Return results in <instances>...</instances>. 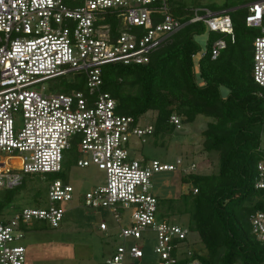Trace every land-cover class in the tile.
<instances>
[{"label": "built area", "instance_id": "2783aa9c", "mask_svg": "<svg viewBox=\"0 0 264 264\" xmlns=\"http://www.w3.org/2000/svg\"><path fill=\"white\" fill-rule=\"evenodd\" d=\"M246 10L245 24L256 29L253 42L255 83L264 95V0L215 12L206 7L173 13L170 0H0V194L24 184L26 175L60 174L65 152L78 145V167H96L104 183L84 196L86 208L106 211L103 233L115 238L116 249L106 264H126L145 257L140 242L156 236V264H201L189 228L162 216L152 192L156 173H196V164L178 159L175 164L135 159L130 150L139 140L154 137L155 125L116 113L117 101L103 91V68L108 65L142 66L185 27L201 23L220 38L212 44L213 61L235 43L232 14ZM117 16L113 30L108 17ZM208 52L204 55L206 56ZM203 56V57H204ZM76 75L84 90L59 91L47 83ZM170 124L181 129L183 119ZM256 189L264 191V161L258 164ZM194 194L198 189L191 188ZM49 204L26 209L9 220L0 211V264H28L27 251L13 245L36 221L58 229L76 195L62 180L49 185ZM2 199L0 198V204ZM2 219V220H1ZM255 236L264 242V211L251 219Z\"/></svg>", "mask_w": 264, "mask_h": 264}, {"label": "trees", "instance_id": "16d2710c", "mask_svg": "<svg viewBox=\"0 0 264 264\" xmlns=\"http://www.w3.org/2000/svg\"><path fill=\"white\" fill-rule=\"evenodd\" d=\"M172 9L174 15L184 16L188 8ZM246 15L244 9L232 14L235 43L227 38L228 47L216 61L210 51L220 36L210 34L208 54L198 66L202 85L194 61L200 51L196 37L206 33L201 23L173 36L147 65L103 68V91L117 101L118 115L138 121L149 112L158 114L154 137L175 131L170 124L173 115L187 124L199 117L212 120L204 132V148L219 155L218 172L183 176L182 184H191L198 193L190 191L172 199L166 213L162 212L169 219L174 212L188 216L187 228L198 233L204 246V254L194 249L201 264H264V242L255 236L251 224L252 217L264 211V191L255 187L258 164L264 161V95L260 96L252 76L253 42L258 33L246 26ZM107 22L113 30L120 26L117 16H109ZM78 79L64 91L84 90V78ZM72 149L80 153L78 145ZM6 203L2 200L0 211Z\"/></svg>", "mask_w": 264, "mask_h": 264}, {"label": "rangeland", "instance_id": "374dc122", "mask_svg": "<svg viewBox=\"0 0 264 264\" xmlns=\"http://www.w3.org/2000/svg\"><path fill=\"white\" fill-rule=\"evenodd\" d=\"M257 0H171L174 9L206 7L215 12L234 7L242 2ZM257 31L256 29H254ZM258 33V31H257ZM218 36V35H217ZM258 36V35H257ZM210 33L196 37L200 51L194 58L195 72L199 83L203 82L199 75V62L208 51ZM76 75H70L47 83L48 87H56L59 91L68 87ZM79 81V79H78ZM223 93L227 94L226 90ZM156 112H149L140 119L142 126L155 124ZM212 120L199 117L196 122L187 124L183 121L181 129H175L172 134L164 137H151L142 141H135L131 146V154L135 159L159 161L162 164H175L182 159L187 164H196L199 175H211L219 169V155L207 153L204 148V132ZM264 148V136H263ZM81 154L74 149L65 152V170L61 174L26 175L24 184L9 192L0 194V198L7 201L3 209V219L9 220L26 209L45 208L49 204V185L56 180L70 183L75 189V199L66 206V216L58 229L51 228L47 223L36 221L25 228L23 240L13 245L23 246L27 251L28 264H106L109 256L116 249L115 238L110 233H103L100 225L106 221L109 228L115 227L114 221L106 211L86 208L84 196L91 189L104 183L105 175L96 167L82 169L78 167ZM183 175L177 172L156 173L152 179V192L159 199L161 213L171 200H178L180 196L190 193L192 185L182 184ZM181 203L175 204L179 207ZM171 220L187 228L188 216L177 212L169 215ZM2 220V219H1ZM186 225V226H185ZM195 243L194 249L204 254V246L198 233L191 234ZM145 253L142 261L128 258L126 264H156L154 255L156 236L151 234L146 242H140Z\"/></svg>", "mask_w": 264, "mask_h": 264}]
</instances>
